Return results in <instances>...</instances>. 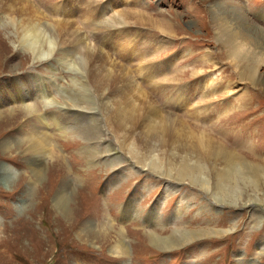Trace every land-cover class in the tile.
I'll list each match as a JSON object with an SVG mask.
<instances>
[{
    "label": "rangeland",
    "instance_id": "rangeland-1",
    "mask_svg": "<svg viewBox=\"0 0 264 264\" xmlns=\"http://www.w3.org/2000/svg\"><path fill=\"white\" fill-rule=\"evenodd\" d=\"M6 1L0 3V93L9 88L15 101L0 94V110L20 108L17 116L21 117L24 102L15 88L22 79L33 91L29 103L41 113H75L76 118L98 121H85L83 126L91 135L75 130L72 120L68 122L72 128L63 131H55L49 121L51 140L61 159H43L42 177L30 191L28 161L33 152H26L28 143L7 150L2 145L29 131L33 119L0 118V176L2 168L11 176L7 185L0 181V264H264V0H16L5 13ZM21 5L49 23V36L55 40L57 35V43L64 25L67 31L69 27L81 30L96 49L107 44L101 41L103 35L113 34L114 46L106 49L117 64L114 71L126 70L127 83L141 92L140 109L127 136L114 127L101 105L116 83L108 82L99 90L87 74L90 62L76 71L77 58L61 66L59 49L52 58L36 61L29 49L17 44L14 34L23 16ZM125 10L129 14L119 27L105 28L104 18L114 23L112 16ZM130 11L143 14L145 21L137 22ZM229 23L235 30L252 25L254 31L247 32L259 40L250 46L257 61L234 63L227 54L218 31ZM122 30L126 33H119ZM132 32H140V37L132 40ZM142 39L150 48L140 47ZM135 49L142 50L144 57L139 58ZM81 51L78 56L83 55ZM158 65H165L167 74L158 71ZM52 74L56 88L50 81L44 87L37 80L36 75ZM70 77L86 85L76 87ZM45 89L57 102L46 105L41 99ZM149 104L176 120L169 128L184 126L193 137L201 133L239 156L244 174H250L256 188L238 184L239 200L217 199L210 166L214 161L198 141L194 148L201 155L210 188L169 175L168 152L158 168L141 164L128 153L122 137L136 135ZM95 127L106 134L96 133ZM171 135L163 136L171 139ZM104 138L122 153L113 163L109 152H92L94 147L104 149ZM65 182L69 198L63 212L53 199ZM129 202L132 211L123 214ZM153 209L157 217L148 220ZM102 221L111 225L109 230L79 235L82 224ZM155 238L173 242L164 247ZM120 239L126 246L121 256L111 252Z\"/></svg>",
    "mask_w": 264,
    "mask_h": 264
},
{
    "label": "bare ground",
    "instance_id": "bare-ground-1",
    "mask_svg": "<svg viewBox=\"0 0 264 264\" xmlns=\"http://www.w3.org/2000/svg\"><path fill=\"white\" fill-rule=\"evenodd\" d=\"M7 1L5 7L3 8L5 13L9 12L11 5L16 2V0ZM1 2L2 0H0V3ZM19 8L21 9L23 16H21V18L17 20V30L14 34V40L22 48L29 49L31 51L32 56L34 57V60H48L52 58L51 56L53 52L56 49H59L60 51H62V56L59 60L62 67H67L71 59L73 58H77L75 64L76 71L82 69L80 65L85 61L86 63L90 62V69H88L87 74H89V80L99 90L103 89V86H105L108 82L109 84H111L112 82L117 84V88L113 89L114 91H111L107 97L104 96L106 98L102 100L101 105L104 113L106 114V117L111 119L112 122L114 121V127L117 126L127 136L129 126L133 121L136 120L135 115L140 109V104H138V100L141 96V92L135 84L127 83L128 72L126 70L120 68L121 70H119L118 72L114 71L116 70L115 66L117 64L109 56L108 51L106 49V46H109V48L114 46V43H112L114 41L113 39H111L113 34L103 35L101 37V41L104 40L107 44H103L104 46L96 49L86 39L84 33L80 32L81 30L79 31V29L77 28L69 27V31H67V26L64 25L65 28L61 27L63 34L61 39L59 40L60 43H57L59 37H57L56 39V35L55 40L54 38H50L49 23L44 21L34 9H30L26 5H21L19 6ZM116 13L117 17L112 16V21H114V23L106 21L105 18L103 19V21L107 23L105 28L119 27L118 25L122 24V20H124L126 15L129 14V11H118ZM130 13L131 16L136 19L137 22L140 20L145 21V17L143 14L134 11H130ZM217 17H220L218 13ZM237 29L238 30H235V28H233L232 25L229 23L226 24L224 28L221 27L218 31V33L223 36V40L221 41L222 44H224L225 48H227V54H230V56L233 57L234 63H238L237 61H239V59H241V61L243 59H247L251 63L257 61L256 55L253 53L254 49L250 50V46L254 45V43L259 40H257V38H252L250 33L247 32V30H251V32L254 31L252 25H246L245 29L247 30H243L240 27H237ZM125 31L126 30H122L119 33H126ZM135 34L136 33L132 32V40H134L138 36L140 37L141 33L139 32L136 35ZM125 38L127 41H129L128 36L124 35V39ZM140 43V47L146 49L147 47L150 48V45L147 44V41L145 42L142 39ZM155 48L157 49V47ZM136 49L135 54L137 53L136 55H138L140 53L138 57L140 58L141 56V58H143L145 54L142 55V50H139L138 52ZM81 50L83 51V55L78 56V53ZM83 58H86V60ZM164 64H167V62H165ZM155 67H158V71H160L162 74H167V70H165V65H158ZM36 76H39L37 80H41V82L43 83L42 86L45 87L47 80L52 82L51 85L56 88L57 85L55 84L53 79L56 76H54L53 74L49 77H44L40 75ZM31 77L33 80L34 74H32ZM70 80L75 84L76 87H83L82 84L86 85L84 83H81L77 77H70ZM29 85L30 83L28 81H22V79L17 80V86L15 90L18 91L17 93L19 100H21L22 103L24 102L23 107H25L24 109L22 108L24 112H21V117L17 116L21 111L20 108H18L17 110L16 108L5 106L2 111L0 110V118L4 116H11L14 117L15 120L16 118L18 120L24 119V121H26L27 118L33 119L29 131H25L20 136L4 140L2 145L3 150H7L9 147H13V145L15 144L19 145L23 143L22 146H24L25 143H28V148L26 149V152H33L32 157L28 161L30 167L29 170L32 175L27 189L31 191V188L35 186V183L42 177L44 168L43 159L46 157L51 158L53 160L61 159V154L59 153L56 146L51 140L52 134L48 128L49 121L51 122V124L55 125V131H63L67 128L73 127L75 130L82 132V134L84 133L83 135H85V132L91 135L92 131L87 132V129H85L83 125L87 124L85 123L86 120L95 124L98 119L96 117H85L79 119L76 118L78 114L75 113H70L66 115L61 113H51L49 115L41 113L36 105H34L33 103H29L28 101L31 100L33 96L32 88H30ZM0 94H2L3 99H10L11 102L15 101V98L12 93L10 94L9 88L5 89L4 92ZM51 96L52 94L47 93L46 89L45 91H41V99L46 102V105L57 102L56 100H53V97ZM148 108V111L141 115L139 119L138 130L136 135L134 137H122V143L127 149L128 153L131 154V156L135 157V159H137L141 164L143 163L144 165H151V167L158 168L161 163V157L163 156L164 152H168L166 165L168 170L167 173H169V175L175 176L179 180H187L190 182V184L196 183L200 185V187L206 189L210 188V186H208L209 180H207L206 176L203 173V164L199 161L201 159V155H199V153H197L196 149L194 148V146H196V142L198 141L204 145L203 147H205L208 153V158L214 161L213 163L211 160L208 159L209 163L212 162L210 166L212 168L211 170L215 178L213 181L212 189L213 195L217 197V199H233L236 201L239 200L238 187L240 188V184L244 185L247 183L246 185L249 184L256 188V181L252 180L250 174H244V169L242 168L243 164H241L239 156L228 151L224 147L218 146L216 143H214L212 139L205 137L201 133H195V137H193L189 134V132L191 131L184 126L175 127L174 125L173 128H169L168 124H171L170 122H176L175 119L171 118L170 116H163L160 113V110H158V108L152 104H149ZM71 120L74 123L72 127H70V125L68 124V122ZM177 124L180 125V121ZM95 129L96 133L100 135L106 134L104 131L102 132L101 128L98 129L97 127H95ZM167 132L170 134L172 133L171 139L163 136ZM191 133L193 134V132ZM102 143H104L103 145L105 146L103 150L95 151L97 147H94L92 148V152H109V156L112 163L121 158L122 153L118 151L116 145H114L112 141L108 140V138H104ZM166 145H169V148H165ZM185 147H188V149L190 148L189 151H186ZM217 162H219L220 164ZM248 167L251 168V166ZM4 170L5 169L2 168V175L0 176V181L3 183V185H7L8 181L11 179V176H8V174L5 173ZM67 197L69 198V186L65 182L63 187H61L56 192V195L53 199V204L61 211L65 212L66 204L68 202ZM182 198V196L179 197V200ZM131 205L132 202H129L125 206V212L123 214H128L132 211ZM156 214L157 211L153 209L152 213L148 214V220L157 217ZM110 227L111 225L108 222L103 221L102 223L100 222L97 224H82L80 226L79 235H88L92 232L96 235L101 234L102 232L109 230ZM183 239H185V237ZM154 241L161 242L164 247H166L165 245L170 247L171 242H173L170 241V239L166 238H155ZM111 252L115 255L120 256L125 254L126 246L123 240L120 239L115 241V243L111 247Z\"/></svg>",
    "mask_w": 264,
    "mask_h": 264
}]
</instances>
